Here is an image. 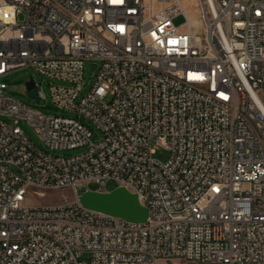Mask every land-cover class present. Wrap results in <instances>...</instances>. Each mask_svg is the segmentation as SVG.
I'll list each match as a JSON object with an SVG mask.
<instances>
[{
  "label": "built area",
  "instance_id": "2783aa9c",
  "mask_svg": "<svg viewBox=\"0 0 264 264\" xmlns=\"http://www.w3.org/2000/svg\"><path fill=\"white\" fill-rule=\"evenodd\" d=\"M197 7L0 0V115L16 118L0 120V264H264V0ZM88 59L100 68L79 100ZM23 68L66 83L49 84L53 102L101 138L8 95L4 77ZM21 119L53 150H84L52 155ZM108 178L131 183L146 222L93 218L79 198L27 202L31 191L108 192Z\"/></svg>",
  "mask_w": 264,
  "mask_h": 264
},
{
  "label": "rangeland",
  "instance_id": "374dc122",
  "mask_svg": "<svg viewBox=\"0 0 264 264\" xmlns=\"http://www.w3.org/2000/svg\"><path fill=\"white\" fill-rule=\"evenodd\" d=\"M183 5L187 9V12L190 16L198 17V0H183ZM20 20L23 17H19ZM185 17L183 15L178 16L174 23L176 25H181L184 23ZM100 68V61L88 59L84 62V75H83V91L81 92L80 98L85 97L88 92L93 87L96 79L97 74ZM34 79L36 83H43L42 86L39 87L41 91L45 94V99L41 102H38L35 98H33L27 89L26 83L30 80ZM4 81L8 85V89L6 93L12 96L14 99L22 102L26 106L30 108H34L40 113L46 115H54V116H64V117H73L76 119H81L84 123H86L93 131L94 137L93 140L97 142L101 138L100 131L90 122L85 120L84 118H80L79 115L75 112H71L66 109L59 108L52 100L51 97V88L50 83L53 85H66V83L59 82L57 80L50 79L44 75L39 74L32 68H23L17 71L12 72L11 74L4 77ZM1 121H6L10 124H14L16 118L7 117L0 115ZM20 127L29 137V139L39 148L43 149L44 151L56 155V156H71L82 152L84 149H75V150H62L51 149L46 142L41 138L37 130L30 125L25 120H19ZM171 156V152L164 148H159L155 154L153 155L154 158L161 160L163 162L167 161ZM95 188V185H91ZM117 187V183L114 181H109L106 184V189L113 190ZM77 193L72 188H64V189H50V190H40V191H31V194L27 200L30 205L33 206H51V205H59L63 203H71L77 200Z\"/></svg>",
  "mask_w": 264,
  "mask_h": 264
},
{
  "label": "water",
  "instance_id": "95a60500",
  "mask_svg": "<svg viewBox=\"0 0 264 264\" xmlns=\"http://www.w3.org/2000/svg\"><path fill=\"white\" fill-rule=\"evenodd\" d=\"M26 86L28 90H31L34 86L33 80L28 81ZM30 95L39 101L36 89H33ZM77 196L84 207L104 214L137 223H144L148 219V209L141 204L138 195L125 187H116L108 192L82 187L77 190Z\"/></svg>",
  "mask_w": 264,
  "mask_h": 264
},
{
  "label": "bare ground",
  "instance_id": "6f19581e",
  "mask_svg": "<svg viewBox=\"0 0 264 264\" xmlns=\"http://www.w3.org/2000/svg\"><path fill=\"white\" fill-rule=\"evenodd\" d=\"M191 20L192 22L195 21V19L193 17H191ZM109 181H114L115 183H117V178H108L106 181H105V189H106V184L109 182ZM124 187L131 191V183H124ZM92 217L93 218H101V212H98V211H95V210H92Z\"/></svg>",
  "mask_w": 264,
  "mask_h": 264
}]
</instances>
